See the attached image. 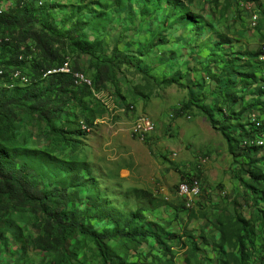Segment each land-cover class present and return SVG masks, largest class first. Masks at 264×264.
<instances>
[{"label": "rangeland", "instance_id": "374dc122", "mask_svg": "<svg viewBox=\"0 0 264 264\" xmlns=\"http://www.w3.org/2000/svg\"><path fill=\"white\" fill-rule=\"evenodd\" d=\"M18 1L0 0V14ZM25 1L35 28L61 38L65 68L80 58L79 76L92 90L75 92L62 121L51 127L25 107L15 120L0 117V159L9 168L28 166L48 191L68 189L69 211L92 232L115 233L118 221L134 216L137 230L157 236L140 246L106 242L113 260L150 264L174 256V264H220L238 252L216 248L218 217L242 215L255 228L245 241L247 264H264V231L255 220L264 210V195L250 190L246 173L254 161L264 170V151L249 156L242 143L231 154L220 132L225 126L237 135L240 124L264 119V96L257 94L264 83L255 80L264 75V0ZM6 35L0 31V42ZM18 46L23 53L34 48L32 41ZM13 50L0 43L3 99L32 88L38 53L12 76ZM94 59L114 68L113 81L100 92L93 88ZM56 72L37 86L47 89ZM186 104L191 108L181 111ZM148 119L155 128L142 142L135 130ZM192 178L202 187L189 201L179 188ZM190 212L196 218L190 220ZM36 225L29 211L7 219L2 264H58V253L34 249ZM68 249L71 264H103L89 239L76 237Z\"/></svg>", "mask_w": 264, "mask_h": 264}, {"label": "trees", "instance_id": "16d2710c", "mask_svg": "<svg viewBox=\"0 0 264 264\" xmlns=\"http://www.w3.org/2000/svg\"><path fill=\"white\" fill-rule=\"evenodd\" d=\"M184 1L191 4L195 0ZM262 19L264 22V12ZM0 31H6L7 33V37L5 36L1 40V45L3 47H14L10 55V64H8L13 67V70H11L12 76L16 72V74L21 73L20 67L26 64L29 57L35 52L38 53L32 65V88L23 94H18L8 99L0 97L1 118L15 120L18 109L25 107L28 111L35 114L40 123H45L51 127L55 123L62 121V116L66 109L75 102V92L82 95L91 93L92 89L84 85L79 86L78 80L75 78V75H83V70L79 63L80 58L71 67V75L56 74L51 76L47 89L37 86L49 73L54 70L60 71L68 66V58L59 47L62 43L59 36L52 34L48 28L40 30L35 28L30 7L25 0H19L14 10L0 14ZM28 41L33 42L34 48L28 49L23 53L18 45L21 43L26 44ZM94 60L96 63L93 64L96 67L97 74L93 88L96 92L104 91L106 84L111 83L114 79V68L108 62H101L99 59ZM261 72L264 74V69ZM2 73L3 71H0V74ZM263 76L262 78L255 77L257 84L264 83ZM257 94L262 95L261 97L264 96V86L258 88ZM260 99L262 101V98ZM237 102V96L234 95L232 103L236 104ZM183 107L184 109L181 111L190 109L191 105L186 104ZM237 113L240 114L241 112ZM248 125L249 123L240 124L241 129L237 135L225 126H223L222 130L220 129L231 154H234L242 143L247 144L248 147L244 146V150L249 156L264 151V145L251 146V142L256 140L255 136L264 135V119L261 124H257L258 127L261 125L259 129H255L254 124H250L248 129ZM258 165L259 162H252L251 170L246 172L249 176L247 184L251 191L257 190L264 195V170ZM20 171L23 172V175H20ZM36 178V173L28 166L20 167L19 169L9 168L0 159V255L2 254V244L9 241L6 233L7 219L21 211H29L37 219L35 228L38 237L33 242L34 249L43 253H58L60 255L58 264H71V254L68 246L76 237H84L92 241L102 258L103 264H126L124 258L117 257L116 260L112 259L111 249L106 242L121 240L128 245L133 243L136 246H140L141 243L149 239L155 240L157 237L150 232L137 230L134 216L123 224L118 221L115 233L106 232L99 234L92 232L86 228L84 220L78 219L69 211L70 196L68 189L48 191L36 183ZM190 213V220L196 218L194 212ZM255 220L260 222L261 229L264 231V210L260 211V216H257ZM252 222V218L246 219L242 215L236 218L230 216L218 217L220 242L217 243L216 239L212 237L213 242L217 244L216 248L220 250L225 247L237 248L238 252V255L234 252H229L226 257L220 259V264H247L251 255L246 250L245 241L255 231ZM174 260V256H170V259L163 263L154 260L150 264H174ZM0 264H2L1 261Z\"/></svg>", "mask_w": 264, "mask_h": 264}, {"label": "built area", "instance_id": "2783aa9c", "mask_svg": "<svg viewBox=\"0 0 264 264\" xmlns=\"http://www.w3.org/2000/svg\"><path fill=\"white\" fill-rule=\"evenodd\" d=\"M16 73L14 74V76L16 75ZM63 73H65L66 75H71L68 74V70ZM75 78H82V80L84 81V86L91 89V87L88 86L87 79H85V77H79V75H75ZM154 128V124H152V122L148 119L147 121H145L143 128L136 129L135 131L137 135L141 136V141L146 142L150 134L154 131ZM257 144L258 146L264 145L261 142L260 135H258ZM201 187L202 185L198 178H192L189 180L186 179V183L179 188V195L190 201L194 197H198L201 194ZM188 206H190V203H188Z\"/></svg>", "mask_w": 264, "mask_h": 264}, {"label": "bare ground", "instance_id": "6f19581e", "mask_svg": "<svg viewBox=\"0 0 264 264\" xmlns=\"http://www.w3.org/2000/svg\"><path fill=\"white\" fill-rule=\"evenodd\" d=\"M69 67V66H68ZM68 70V74H72V72H71V70L69 69V68H65L64 67V69H62V70H60V71H57L56 72V74H65V73H63V72H65V71H67ZM66 75V74H65ZM79 77H83V76H79ZM78 81H80V82H82V83H84V81L82 80V78H76ZM88 83V86H90L91 87V83H89V82H87ZM145 121L146 120H144V121H142V123L140 124V126H139V128L138 129H140V128H143L144 127V123H145ZM258 123H262V122H260L259 120H255L254 121V128L255 129H259L260 127H261V125H260V127H258L257 126V124ZM91 129V128H90ZM89 129V127H87L85 124L83 125V129H82V131L85 133V134H89V132L91 131ZM255 138L258 140V135L257 136H255ZM252 139H254V138H252ZM260 139H261V141H263L264 142V140H263V138L262 137H260ZM247 142V141H246ZM264 144V143H263ZM247 145V144H246ZM258 145H256L255 147H257ZM254 148V147H253ZM186 183V179H184L183 181H182V183H181V185L182 184H185ZM181 185H180V187H181Z\"/></svg>", "mask_w": 264, "mask_h": 264}]
</instances>
